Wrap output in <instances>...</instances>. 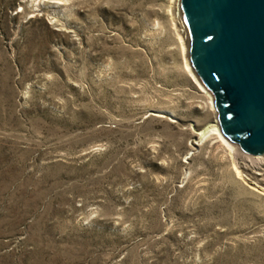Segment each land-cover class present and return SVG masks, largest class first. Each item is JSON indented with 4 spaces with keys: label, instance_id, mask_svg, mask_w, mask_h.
<instances>
[{
    "label": "rangeland",
    "instance_id": "obj_1",
    "mask_svg": "<svg viewBox=\"0 0 264 264\" xmlns=\"http://www.w3.org/2000/svg\"><path fill=\"white\" fill-rule=\"evenodd\" d=\"M185 62L180 0H0V264H264V152Z\"/></svg>",
    "mask_w": 264,
    "mask_h": 264
},
{
    "label": "water",
    "instance_id": "obj_2",
    "mask_svg": "<svg viewBox=\"0 0 264 264\" xmlns=\"http://www.w3.org/2000/svg\"><path fill=\"white\" fill-rule=\"evenodd\" d=\"M189 60L222 135L264 152V0H180Z\"/></svg>",
    "mask_w": 264,
    "mask_h": 264
},
{
    "label": "bare ground",
    "instance_id": "obj_3",
    "mask_svg": "<svg viewBox=\"0 0 264 264\" xmlns=\"http://www.w3.org/2000/svg\"><path fill=\"white\" fill-rule=\"evenodd\" d=\"M182 51H183V45H182ZM184 59V58H183ZM186 69L188 70L189 74L193 77L194 81L198 84L199 86V89L203 90V91H206V89H204L203 85L201 84V82L199 81V79H196L195 76L193 75L192 71H191V68L188 64V62H185V65ZM204 93V92H203ZM208 94V93H207ZM208 102V101H207ZM210 104V107L214 108V105H213V98L212 96L210 95L209 96V102ZM208 133H211V134H215L218 139H220L221 141H223L229 148H232L234 144L230 143L223 135L222 133L220 132V129H219V125L218 123H212L210 125H208L205 129L201 130L199 132L198 135H200L199 137L203 138L205 137ZM207 137V136H206ZM197 144V142H195ZM234 169L236 171V173L238 174L239 173V168L237 169L236 166H234ZM241 175V174H240Z\"/></svg>",
    "mask_w": 264,
    "mask_h": 264
}]
</instances>
